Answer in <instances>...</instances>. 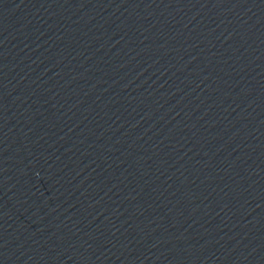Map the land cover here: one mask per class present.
Listing matches in <instances>:
<instances>
[{"label": "water", "instance_id": "95a60500", "mask_svg": "<svg viewBox=\"0 0 264 264\" xmlns=\"http://www.w3.org/2000/svg\"><path fill=\"white\" fill-rule=\"evenodd\" d=\"M0 264H264V0H0Z\"/></svg>", "mask_w": 264, "mask_h": 264}]
</instances>
